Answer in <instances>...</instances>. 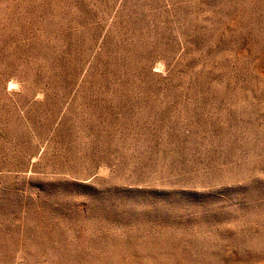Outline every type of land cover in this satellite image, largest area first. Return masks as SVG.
<instances>
[{"label":"rangeland","instance_id":"obj_1","mask_svg":"<svg viewBox=\"0 0 264 264\" xmlns=\"http://www.w3.org/2000/svg\"><path fill=\"white\" fill-rule=\"evenodd\" d=\"M0 264H264V0H0Z\"/></svg>","mask_w":264,"mask_h":264}]
</instances>
